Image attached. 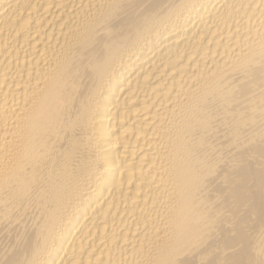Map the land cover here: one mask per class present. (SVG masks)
Listing matches in <instances>:
<instances>
[{
	"label": "bare ground",
	"instance_id": "6f19581e",
	"mask_svg": "<svg viewBox=\"0 0 264 264\" xmlns=\"http://www.w3.org/2000/svg\"><path fill=\"white\" fill-rule=\"evenodd\" d=\"M0 264H264V0H0Z\"/></svg>",
	"mask_w": 264,
	"mask_h": 264
}]
</instances>
